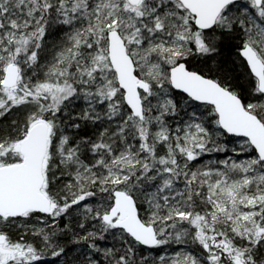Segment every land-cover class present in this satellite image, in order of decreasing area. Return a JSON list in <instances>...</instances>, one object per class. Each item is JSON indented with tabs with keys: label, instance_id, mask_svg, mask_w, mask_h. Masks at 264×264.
<instances>
[{
	"label": "snow or ice",
	"instance_id": "1",
	"mask_svg": "<svg viewBox=\"0 0 264 264\" xmlns=\"http://www.w3.org/2000/svg\"><path fill=\"white\" fill-rule=\"evenodd\" d=\"M0 264H264V0H0Z\"/></svg>",
	"mask_w": 264,
	"mask_h": 264
}]
</instances>
